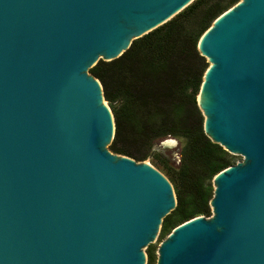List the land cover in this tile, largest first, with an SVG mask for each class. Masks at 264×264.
Instances as JSON below:
<instances>
[{"label": "water", "instance_id": "1", "mask_svg": "<svg viewBox=\"0 0 264 264\" xmlns=\"http://www.w3.org/2000/svg\"><path fill=\"white\" fill-rule=\"evenodd\" d=\"M194 1L0 0V264H147L176 193L105 148L115 119L86 70ZM198 50L204 131L246 162L214 177L213 215L174 228L157 264H264V0L219 15Z\"/></svg>", "mask_w": 264, "mask_h": 264}, {"label": "trees", "instance_id": "2", "mask_svg": "<svg viewBox=\"0 0 264 264\" xmlns=\"http://www.w3.org/2000/svg\"><path fill=\"white\" fill-rule=\"evenodd\" d=\"M239 0H195L168 22L135 39L118 58L99 60L89 69L103 86L115 119L109 149L143 161L155 140L185 138L183 162L170 173L177 198L164 217L159 238L197 216L211 215L214 177L237 157L204 131L196 96L209 67L198 42L215 19ZM135 142L136 145L132 143ZM147 247V264H157Z\"/></svg>", "mask_w": 264, "mask_h": 264}, {"label": "rangeland", "instance_id": "3", "mask_svg": "<svg viewBox=\"0 0 264 264\" xmlns=\"http://www.w3.org/2000/svg\"><path fill=\"white\" fill-rule=\"evenodd\" d=\"M206 60L208 62V65H210L211 62L209 61V59L207 58ZM86 71L89 75L91 74L89 72V70H86ZM200 89H201V87H200ZM199 93H200V90H199ZM199 93L196 96V100L199 96ZM106 102L110 107V104L108 103L107 100H106ZM197 102H198V100H197ZM185 142H186L185 138L180 137V136H174V135H171L169 137H165L160 141L155 140L152 147L149 150V156L143 161H145V162L148 161L149 164L153 165L155 168H157L159 171H161L169 179V176H168L169 172L174 173V170L177 171L179 165L181 164V161L183 162L182 151H183ZM132 144L136 145L135 142H133ZM109 145L110 144H107L105 146V148L109 149ZM236 157H237L236 164L237 163L244 164L246 162V159L244 156L236 155ZM168 170H169V172H168ZM170 182H171V180H170ZM212 215H213V212L211 209V215L210 216H205V215H201V216L211 217ZM163 240L164 239H160L158 236V238L153 240V242L150 244V245H154L155 248L157 249L156 250L157 258H158V248H159L160 243ZM145 251L147 253V249H145Z\"/></svg>", "mask_w": 264, "mask_h": 264}, {"label": "bare ground", "instance_id": "4", "mask_svg": "<svg viewBox=\"0 0 264 264\" xmlns=\"http://www.w3.org/2000/svg\"><path fill=\"white\" fill-rule=\"evenodd\" d=\"M198 98H199L200 102L203 103V102H202V101H203V98H201L200 94H199ZM105 103H106V102H105ZM146 163L149 164L148 161H146Z\"/></svg>", "mask_w": 264, "mask_h": 264}]
</instances>
